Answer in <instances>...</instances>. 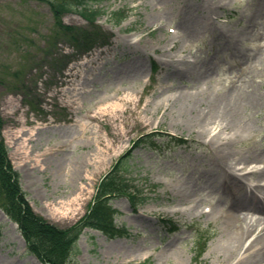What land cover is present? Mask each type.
<instances>
[{
	"label": "rangeland",
	"instance_id": "1",
	"mask_svg": "<svg viewBox=\"0 0 264 264\" xmlns=\"http://www.w3.org/2000/svg\"><path fill=\"white\" fill-rule=\"evenodd\" d=\"M87 1L104 12L98 23L114 36L109 47L80 58L46 1L0 0L2 134L31 205L60 227L72 225L133 141L150 131L168 133L185 143L158 136L165 141L160 150L138 147L128 163L127 177L150 198L136 209L125 196L115 198L122 235L109 239L85 229L74 262L193 264L195 231L207 230L211 240L201 264H235L220 259L222 221L210 212L213 206L225 214L234 202L230 191L208 181L218 173L209 143L216 130L201 135L190 128L175 108L183 101L175 99L202 96L211 79L216 92L247 98L255 91L264 101V0H221L214 13L200 7L202 0ZM115 11L126 18L116 22ZM63 20L88 25L74 11ZM188 64L189 75L179 74ZM195 67L208 69L200 76ZM27 94L39 106L26 104ZM241 116L257 129L231 148L242 154L264 150V107L258 113L243 107ZM229 135L220 132L221 138ZM36 157L40 166L34 168ZM250 165L264 169V155ZM242 174L237 172L242 181L253 182ZM250 208L238 212L251 218ZM167 220L180 230L169 231ZM5 262L42 264L0 209V264Z\"/></svg>",
	"mask_w": 264,
	"mask_h": 264
},
{
	"label": "bare ground",
	"instance_id": "2",
	"mask_svg": "<svg viewBox=\"0 0 264 264\" xmlns=\"http://www.w3.org/2000/svg\"><path fill=\"white\" fill-rule=\"evenodd\" d=\"M220 2L221 0L212 3L202 0L200 7L214 13ZM189 66L188 64L185 69H181L179 74L189 75ZM207 69L195 67L193 73L201 76ZM180 98H176L175 102L183 101L184 107L175 108L180 109V117L190 128L196 129L201 135L210 134L212 128L216 130L209 143L214 150V157H217L214 164L218 173L210 174L208 181L234 195V202L227 213L220 215L218 207L212 209V213L222 221V239L217 251L221 255L220 259H235V264H264V169L256 167L243 174L245 179L253 180V186L241 181L237 175L238 171L245 170L252 162L263 158L264 150H249L242 154L230 146L238 137L251 134L257 129L252 122H246L242 118L241 111L243 107H254L258 113L264 107L262 94L254 91L247 98H242L231 91L216 92L212 80L208 79L202 96L185 97L184 100ZM186 114H189V118ZM221 131H228L230 135L221 138ZM33 161L34 168L40 166L39 157ZM240 163L246 167L238 169ZM248 205L256 214L253 218L238 212L240 207Z\"/></svg>",
	"mask_w": 264,
	"mask_h": 264
},
{
	"label": "trees",
	"instance_id": "3",
	"mask_svg": "<svg viewBox=\"0 0 264 264\" xmlns=\"http://www.w3.org/2000/svg\"><path fill=\"white\" fill-rule=\"evenodd\" d=\"M51 4L58 27L65 37L77 47L81 53L91 50L104 34L95 25L94 10L84 8L85 0H48ZM81 7V14L94 26L93 29H77L62 23L60 17L74 8ZM119 17V16H118ZM4 120L0 113V208L15 222L27 242L28 251L39 258L44 264H74L71 256L76 242L84 228L98 229L108 237L118 232L115 224L117 210L111 206L112 198L127 195L133 204L144 202L122 174L125 162L130 155L122 156L97 186L96 193L87 212L75 224L67 228L48 222L36 214L31 208L21 188L17 172L13 169L8 156L5 140L2 136ZM155 134H147L138 139L136 144L152 142ZM139 200V201H138Z\"/></svg>",
	"mask_w": 264,
	"mask_h": 264
}]
</instances>
